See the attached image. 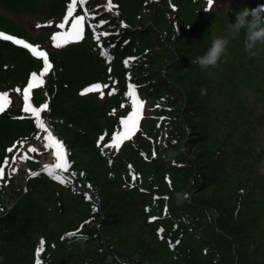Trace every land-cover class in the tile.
I'll use <instances>...</instances> for the list:
<instances>
[{
    "label": "trees",
    "instance_id": "trees-1",
    "mask_svg": "<svg viewBox=\"0 0 264 264\" xmlns=\"http://www.w3.org/2000/svg\"><path fill=\"white\" fill-rule=\"evenodd\" d=\"M69 2L0 0V10L41 15L56 25ZM112 4L109 12L108 0H78L74 16L85 15L84 38L56 51L45 47L55 29L33 38L0 15V31L48 54L52 67L31 90L30 103L49 105L41 118L65 145L71 165L57 172L65 180L58 183L38 171L47 155L40 149L26 161L27 173L10 175L17 155L38 144L43 131L23 111V89L43 61L0 41V93L19 103L0 113V264H35L38 248L42 264H264V150L255 145L240 100L247 90L264 102V46L250 56L241 35L216 67L194 63L210 46V34L223 35L238 11L264 0L236 6L232 16L225 11L227 23L207 0ZM70 31L69 24L57 32ZM97 83L106 87L80 95ZM130 83L143 102L142 116L137 133L116 150L105 145L123 132L120 121L132 110ZM226 122L229 131L221 136L219 124Z\"/></svg>",
    "mask_w": 264,
    "mask_h": 264
},
{
    "label": "snow or ice",
    "instance_id": "snow-or-ice-1",
    "mask_svg": "<svg viewBox=\"0 0 264 264\" xmlns=\"http://www.w3.org/2000/svg\"><path fill=\"white\" fill-rule=\"evenodd\" d=\"M78 0H70V2L67 4V10L66 15L62 17L61 22L55 25V28H58L60 30H64L66 28V25H71V31L67 32L65 36H61L59 32L53 31V34L50 37L51 42L53 43L54 47L57 49H60L65 46L66 43H73V42H80L83 37V22L85 20V15H79L76 14L74 16V9L77 6ZM214 0H207L208 7L211 8L213 6ZM79 3L86 4L87 0H79ZM114 5L112 4V0H108V8L107 10L109 12L112 11ZM71 18V19H70ZM49 26H51V22H49ZM121 27H124L125 25L121 24ZM37 28H42L44 25L37 24ZM107 33H105L106 35ZM0 41H6L11 42L13 45H18L24 49H27L33 57L37 58L38 60L43 61V67L42 70L39 72V76L36 72H33L30 76V79L27 82V86L23 89V111L25 113H31L32 117H34L35 126L38 129H42L44 132L47 133V136L45 139L48 141L46 144V147L49 149H54V156H55V164L48 166L45 165V171H47L48 175L56 180L58 183H65V180L61 179L57 172L63 171L67 172L71 165L68 162L67 159V152L65 151V145L56 139L51 132L49 128L45 126L46 122L41 118V113L45 110L49 109V105L45 103L42 107H34L30 103V92L33 88L39 87L42 85L43 80L42 78L49 72L52 65L49 61L48 54L45 51L39 50L38 45H32L31 43L26 42L24 39L17 38L11 34H5L4 32L0 31ZM102 55H107L106 52H102ZM128 61H125V66L127 67ZM101 84H93L89 87L84 88L80 95H86L87 93H90L94 90L101 89ZM17 92H20L21 89H16ZM112 94V93H109ZM126 95L129 97L131 101L132 110L127 115L126 118H122L120 121V124L123 125V132H117L111 136V144L105 145L106 147L111 146L114 147L116 150H119L122 142L126 139H129L132 134L136 131L137 128V122L141 119L142 116V109H143V102L139 100L138 96L135 92V85L129 84L128 85V91L126 92ZM103 98V96H101ZM11 101L8 100V93L3 92L0 93V113H3L5 111V105L10 104ZM20 119H23V117H18ZM107 135V134H105ZM104 140V136L100 137V141ZM18 144L20 142H17ZM99 146V141H98ZM9 153L13 152V148L9 147L7 149ZM29 152H35L36 149L34 147H29L27 149ZM7 163V161H5ZM111 163V162H110ZM131 167V166H129ZM30 175L35 176L39 175V173H30ZM4 177V171L3 169H0V179H3ZM87 223V221H86ZM77 232H70L68 233L69 237L77 236ZM178 243V242H177ZM41 246H43V241L41 242ZM41 252V248L37 249V259L35 261V264H42L41 260L39 259V255Z\"/></svg>",
    "mask_w": 264,
    "mask_h": 264
},
{
    "label": "rangeland",
    "instance_id": "rangeland-1",
    "mask_svg": "<svg viewBox=\"0 0 264 264\" xmlns=\"http://www.w3.org/2000/svg\"><path fill=\"white\" fill-rule=\"evenodd\" d=\"M248 1L249 0H214L213 6L209 9L210 11L215 13L216 17H219V18L222 17L221 21L227 23V20L224 19V12L227 11L228 15L232 16L234 13V10H238L237 7H239L241 4L248 3ZM228 9H231V11H228ZM0 15L11 18V20L15 22L17 26H21L33 38L38 37L40 34H42L43 32H46V30H49V29H55L57 31H60V29L55 28V25L53 23H51V26H49V22H44L45 20L42 19L41 15L22 18V17H15L13 15L4 14L1 10H0ZM149 20L150 19L148 18V15H147L145 19V23L149 22ZM37 24L44 25V27L37 28L36 27ZM201 24L203 23L201 22L200 25H198V27L201 28ZM228 24H226V27L228 26ZM61 36H65V35L62 34ZM214 38H215L214 35L210 34L209 38H206V39L209 40L208 43H211ZM67 44L68 43H66L64 47H66ZM45 47L48 48L50 51H56V50H60L64 48V47L60 49L55 48L51 40L45 42ZM222 76L225 77L223 72H221L220 78H222ZM214 87L216 88L217 85H214ZM221 92L222 90H220V98H224L222 102L227 103V96L224 94H221ZM240 97H242L240 99L241 102L243 103L245 102L246 104L244 106V110L249 113V121H250L249 123L252 129H254V136L256 140L255 145H258L260 148L264 150V102L256 101L254 97L250 94V92L247 90L241 93ZM8 100H10L11 103L5 105V107H10V106H12V108L19 107L18 100L9 94H8ZM228 109L231 111L230 106ZM228 122H226L224 125L219 124V130L217 131L219 135H221L222 131H224V133H227L229 131V129H227V126H225L229 124ZM138 127H140V125ZM136 133L137 131H135L133 134H136ZM44 134L45 132L42 133V135L39 137L38 144H37L38 147H40V149H44L47 151V155L43 156L39 161L40 168H43L42 164L50 163L51 160H55V156L53 154L54 150L49 151L48 148L46 147V144L48 143V141L44 138ZM28 148L29 146H26L17 155L14 165H12V167L10 168V172H9L12 177H14L13 175L17 174V171H25L26 173L28 172L26 169V161L30 159L31 157L30 154L33 153V152L27 151ZM23 150H25L26 153H23ZM262 168H264L263 161H262ZM11 190H13V188H8L7 191H5L4 193L5 196H8V193Z\"/></svg>",
    "mask_w": 264,
    "mask_h": 264
},
{
    "label": "clouds",
    "instance_id": "clouds-1",
    "mask_svg": "<svg viewBox=\"0 0 264 264\" xmlns=\"http://www.w3.org/2000/svg\"><path fill=\"white\" fill-rule=\"evenodd\" d=\"M241 35L245 51L250 56H255L258 47L264 46V6H258L256 9L244 7L238 11L235 14V21L228 24L223 35L212 40L206 52L198 56L194 63L201 70L216 67L225 56L230 41L239 39ZM79 239L86 241L87 237Z\"/></svg>",
    "mask_w": 264,
    "mask_h": 264
},
{
    "label": "bare ground",
    "instance_id": "bare-ground-1",
    "mask_svg": "<svg viewBox=\"0 0 264 264\" xmlns=\"http://www.w3.org/2000/svg\"><path fill=\"white\" fill-rule=\"evenodd\" d=\"M48 150H49V151H52V150H54V149H49V148H48Z\"/></svg>",
    "mask_w": 264,
    "mask_h": 264
}]
</instances>
